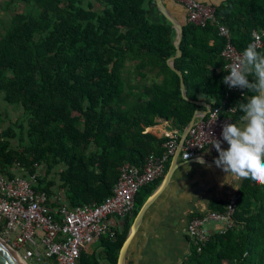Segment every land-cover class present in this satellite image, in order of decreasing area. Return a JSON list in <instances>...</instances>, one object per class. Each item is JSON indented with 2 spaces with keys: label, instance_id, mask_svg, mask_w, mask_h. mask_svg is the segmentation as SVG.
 <instances>
[{
  "label": "trees",
  "instance_id": "16d2710c",
  "mask_svg": "<svg viewBox=\"0 0 264 264\" xmlns=\"http://www.w3.org/2000/svg\"><path fill=\"white\" fill-rule=\"evenodd\" d=\"M20 1L33 7L13 12L0 34V98L19 105L27 123L0 132V171L12 176L9 169L20 163L34 174L43 166L36 189L52 194L58 186L71 207L101 203L112 195L123 168H142L163 154L169 137L153 130L160 119L182 132L195 111L205 109L182 96L180 77L167 63L176 52V30L163 16L153 17L155 0ZM210 5L241 51L254 31H264V0ZM183 30V54L175 67L183 73L187 95L208 98L212 109L234 122L240 113L228 108L251 93L242 89L225 97L226 39L211 21L205 26L188 21ZM170 163L137 193L136 208L116 237H101L103 252L83 250L81 264H117L134 218ZM237 193L233 226L209 235L201 250L192 242L182 264H264V185L244 179ZM227 205L228 200H214L209 212L224 213Z\"/></svg>",
  "mask_w": 264,
  "mask_h": 264
},
{
  "label": "built area",
  "instance_id": "2783aa9c",
  "mask_svg": "<svg viewBox=\"0 0 264 264\" xmlns=\"http://www.w3.org/2000/svg\"><path fill=\"white\" fill-rule=\"evenodd\" d=\"M176 1L185 6L188 21L201 26L210 21L218 25L219 34L226 39L221 55L228 62L227 66L242 55L243 51L232 42L230 30L217 21L213 6L202 0ZM253 36L261 48L264 44V31H254ZM226 89V99L231 93L242 90L227 84ZM235 110V107L228 108L229 112ZM208 114L195 120L181 151L183 160L200 158L206 146L214 139L223 141V125L232 122L231 115H221L219 108H211ZM181 134L178 129L171 130L163 154L150 158L142 168H123L112 195L101 203H84L75 207L62 203L52 208L49 206L50 194L35 188L41 176L39 168L34 174H14L9 171L12 176L0 171V235L26 262L81 264V252L94 240L102 236L110 239L116 237L117 228L111 225L109 216L120 219L131 216L136 208L137 193L163 176L166 164L179 146ZM17 166L21 167L20 163ZM238 197L237 192L230 196L224 213L210 211L190 220L188 235L198 250L209 239L205 229L207 222H222L224 227L221 232L233 226Z\"/></svg>",
  "mask_w": 264,
  "mask_h": 264
},
{
  "label": "crops",
  "instance_id": "0c3cea01",
  "mask_svg": "<svg viewBox=\"0 0 264 264\" xmlns=\"http://www.w3.org/2000/svg\"><path fill=\"white\" fill-rule=\"evenodd\" d=\"M207 4H220L223 0H202ZM170 12L183 24L188 22V14L184 5L176 0H164ZM155 19H162V15L157 8L152 10ZM2 16V14H0ZM11 16V15H10ZM3 97L0 98V100ZM4 100V99H3ZM200 100L209 102L208 98ZM7 107L0 104V132L8 126H13L19 121L14 118L7 119ZM198 119V117L196 118ZM9 120L8 124L6 122ZM6 125V126H5ZM17 130V127H15ZM154 132L159 137L168 136V120H159L153 127ZM20 132L17 130V133ZM18 145V138L12 139ZM221 147L227 149L229 145L226 141H221ZM219 155L214 145L208 144L202 153L204 163L198 158L186 160L174 173L172 180L164 192L150 206L146 212L143 222L134 237L127 255L125 264H182L190 254L192 241L188 235V224L193 217L204 215L209 212L210 203L214 200H228L230 196L237 192L244 180L229 178L219 167L214 165L215 158ZM172 160V158H171ZM183 161V159H180ZM185 161V160H184ZM41 176L45 174V167H39ZM10 172L14 174H27L22 167L13 165ZM50 207H57L59 204L67 203L63 189L58 186L51 188ZM68 204V203H67ZM111 225L121 229L124 219L115 216L108 218ZM224 224L220 221L211 220L206 223L205 229L209 235L221 232ZM103 237V236H102ZM96 243V247H90ZM84 250L88 254L100 255L103 250L101 237L94 240Z\"/></svg>",
  "mask_w": 264,
  "mask_h": 264
},
{
  "label": "clouds",
  "instance_id": "9594fccd",
  "mask_svg": "<svg viewBox=\"0 0 264 264\" xmlns=\"http://www.w3.org/2000/svg\"><path fill=\"white\" fill-rule=\"evenodd\" d=\"M224 70L228 73L223 77L225 84L251 94H244V100L236 104L239 117L223 125L222 139L229 147L222 148L219 139L212 142L219 153L214 162L227 180L251 179L264 185V51L259 50L255 37ZM198 160L204 163L202 157Z\"/></svg>",
  "mask_w": 264,
  "mask_h": 264
},
{
  "label": "water",
  "instance_id": "95a60500",
  "mask_svg": "<svg viewBox=\"0 0 264 264\" xmlns=\"http://www.w3.org/2000/svg\"><path fill=\"white\" fill-rule=\"evenodd\" d=\"M155 5H156L159 13L165 18V20L169 21L172 24V26L174 27V29L176 30V37L174 40L176 52L173 56L168 58L167 63L180 77V82H181L180 87H181L182 96L186 100L192 101L199 106H203L205 109H197L195 111L191 121L188 123V125L182 131L180 141H179V146H178L175 154L172 157L169 169L166 172L161 183L156 187V189L145 200V202L143 203V205L139 209L136 217L134 218L133 223L130 226L129 232L126 236V239L123 242L122 247L120 249L117 264H125L128 249H129L134 237L136 236V234H137V232H138V230H139V228L143 222V219H144L146 212L148 211L150 206L158 199V197L164 192V190L168 187V185L170 184V182L172 180V177H173L175 171L183 163L186 162V160L185 161L180 160L181 159V151H182V148L184 146L185 139L187 138L190 130L192 129L196 118L200 117L201 115L206 116L212 108V104L209 102H206L203 100H192L191 98H189V96L187 95V89H186L183 73L181 72V70H179L175 67L176 58L182 56V54H183V51L181 49V41L183 39V32H184L183 26H184V24L181 21H179V19H177L170 12L168 7L165 5L164 0H155ZM213 164L215 165V162H213ZM7 246H9V244L7 242H5L4 239L2 238V236L0 235V264H19V262L17 261L15 256L10 252V250L7 248ZM13 251L16 252L15 250H13Z\"/></svg>",
  "mask_w": 264,
  "mask_h": 264
},
{
  "label": "rangeland",
  "instance_id": "374dc122",
  "mask_svg": "<svg viewBox=\"0 0 264 264\" xmlns=\"http://www.w3.org/2000/svg\"><path fill=\"white\" fill-rule=\"evenodd\" d=\"M32 7H33V4L25 3V2H22L20 0H0V14H2V16L0 15V34H3L6 30V28L10 25V23H11L10 15L13 12H16V11H18V12H28V11L31 12L30 9ZM0 104H2L3 108H5V107H7L8 109L13 108V110H10V111L5 109L8 113V115L6 116L7 119H9V118L16 119L17 118V120H19V121H24V123L26 125L27 114H25L24 110L19 105L8 103L7 101H5L3 99L0 100ZM8 122H9V120L6 122V125L8 124ZM17 130L19 131V128H17ZM96 245H97L96 243H92L90 245V247H96ZM26 264H33V263L32 262H26Z\"/></svg>",
  "mask_w": 264,
  "mask_h": 264
},
{
  "label": "bare ground",
  "instance_id": "6f19581e",
  "mask_svg": "<svg viewBox=\"0 0 264 264\" xmlns=\"http://www.w3.org/2000/svg\"><path fill=\"white\" fill-rule=\"evenodd\" d=\"M7 248L15 256V258L17 259V261L19 262V264H26V262L23 260V258L21 257V255L19 253L14 252L9 246H7Z\"/></svg>",
  "mask_w": 264,
  "mask_h": 264
}]
</instances>
